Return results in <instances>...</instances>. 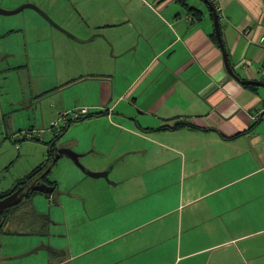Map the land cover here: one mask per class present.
I'll list each match as a JSON object with an SVG mask.
<instances>
[{"label":"crops","instance_id":"0c3cea01","mask_svg":"<svg viewBox=\"0 0 264 264\" xmlns=\"http://www.w3.org/2000/svg\"><path fill=\"white\" fill-rule=\"evenodd\" d=\"M39 1L7 4L35 3L57 26L33 9L12 28L1 22L3 57L34 77L44 71L19 63L21 46L44 66L53 55L72 57L78 66H57L34 97H57L49 117L61 118L72 109L63 100L68 88L87 82L95 98L86 96L85 106L103 112L88 119H106L124 137L108 156L94 150L97 171L111 164L116 183L105 188L116 196L98 203L80 194L90 223H80V250L70 240L60 264H264V87L227 73L209 6L186 0L202 12L194 20L177 0ZM210 1L232 69L264 82V0ZM9 36L17 50L5 49ZM74 68L79 74L69 76ZM139 170V183L129 185L128 173ZM94 219L107 221L104 232L88 231ZM90 254L102 256L82 260Z\"/></svg>","mask_w":264,"mask_h":264},{"label":"rangeland","instance_id":"374dc122","mask_svg":"<svg viewBox=\"0 0 264 264\" xmlns=\"http://www.w3.org/2000/svg\"><path fill=\"white\" fill-rule=\"evenodd\" d=\"M2 1L5 4L3 6H6L3 7L0 5L2 10H14L22 5L20 4L12 8L7 4V0ZM34 1L40 4L39 0ZM23 4H31L40 8L35 3L31 2ZM41 10L44 11L43 9ZM24 11L33 13V10L30 8H25L21 12L13 15H0V27L1 22L5 23L6 27L11 28L16 24H20L21 17L23 13H25ZM39 16L42 17L41 15ZM50 18L52 19V17ZM72 31L75 32V29ZM45 35H47L46 32H42L40 38L46 40L48 37ZM12 39L11 36L5 39V49L8 51H14L18 48L16 41L13 43ZM3 44L4 43H2L0 38V171H3L1 168L7 166L11 160H15V166L10 173V178H23L35 167L44 163L45 159L48 158V149L53 143L54 148L56 149L68 148L69 146H72L73 143H77L79 144L77 149L80 150V153L76 152L75 149H70L81 154L79 163L86 171H105L108 173L107 177L93 178L87 175L69 157L62 156L59 158L51 167L50 173L48 174L50 180L56 182V190L51 196L52 198L49 199L44 194H37L33 198V203L38 212L51 213L53 225L51 226L49 236L46 237L45 240L49 239V241L47 240L48 244H46L49 245L50 248L61 251V254L53 253L48 249L39 250L19 259L14 257V259L8 258V261L0 260V264H48V261H51L53 264H60L63 260H67L69 256L67 249L64 248H67L70 240L72 243H75L77 249L80 250V223L83 221L90 223L88 221L87 213L82 211L84 208L82 207L80 209V194L83 195L85 193L88 199L98 201V203L107 200L109 197L111 199L113 196H116L112 195L110 191L112 189L111 187L107 188V190L105 188L107 185H114L116 183L113 179L115 177L113 171L111 169L109 170L111 164H109L105 170L97 171V169H95L97 166L94 167V165L91 164V162L97 161V159H94L96 154L94 150H101L108 156L111 149L123 145L124 137L120 136L118 130L110 127L106 122V119L91 120L84 118L77 121L75 120L79 117L83 118L90 114V109L85 106L87 105L85 97L87 96L91 99L95 97L91 96V92L93 91L92 89L91 91L88 89L87 82H80L75 85L72 84L71 88H68L71 91L65 94L66 97L63 100L64 104L72 106V109H70L71 111L69 110L70 113L62 114L61 118H59L60 115H56L53 119L49 117V111L53 109L55 101L58 103L57 97H34V95L37 94V91L41 88L43 81L49 80L48 75L51 74L52 77L49 81L55 80L52 73L57 66H61L63 69L67 64L78 66L75 59L71 57L69 61H66L65 59L63 61H58L57 55H53L52 63L49 62L47 63V66H44V60H40L39 62H33L32 59L28 60L26 54H24V46H21V62H19V60L18 62L22 65L25 63L28 64V62H31L32 65L38 63L41 67H37L36 69L44 71L42 77H38L39 75L34 77V74L33 76L31 75L28 67L19 68L20 70L13 68L14 63L9 61V57H6L5 55L3 57V52L1 53ZM9 46L12 47V49H10ZM47 47L49 46L43 44L39 48L44 51ZM61 49L64 52V48L61 47ZM74 71L75 73L69 71L70 73H68V75L77 76L79 74L78 68H74ZM62 72L64 74L66 71L62 70ZM62 98L63 97H61V99ZM91 112L103 113L102 111L95 112V109ZM41 113L44 114L42 120L40 118ZM75 113L79 114L77 118L73 116ZM66 125L67 128L62 135L55 138ZM28 130L29 133H31V136L26 133V137L24 131L28 132ZM52 140L53 143L49 145ZM84 148H86V153H88V155H85L82 152ZM102 160L103 159H100V161ZM117 162L120 163L118 164L120 167L122 165V158H119ZM119 167L118 172H120ZM128 174V177L130 178L129 185H137L140 180L141 171L139 170ZM0 182L4 183L5 181L2 179ZM122 205L123 204L118 201L116 202V206H114L115 208H120ZM100 210L101 209L98 206L94 211H90L88 214L89 216H92L98 214ZM81 217H85L86 220H80ZM56 222L62 224H54ZM102 223H107V221L104 220L99 224L97 219L92 220L93 226L88 228V231L94 233L99 225L104 232L106 230V225ZM35 242H37V239ZM33 247L34 246H30L28 248L26 245H21L18 247L19 249H14L12 253H17L18 250L24 253ZM73 253L74 250H72L71 255ZM100 256L102 255L94 254L92 257L90 254L86 258H82V260L95 259ZM98 262L100 261L98 260L93 263ZM65 264H80V259Z\"/></svg>","mask_w":264,"mask_h":264},{"label":"flooded vegetation","instance_id":"af4514ba","mask_svg":"<svg viewBox=\"0 0 264 264\" xmlns=\"http://www.w3.org/2000/svg\"><path fill=\"white\" fill-rule=\"evenodd\" d=\"M24 132L25 136L26 133L31 136L29 130ZM51 146L48 149V158L44 161L45 165H47L46 168L38 174L29 176V178L23 180L19 177L16 179L10 178V173L15 166V160H11L7 166L1 168L3 171H0V180L4 179L5 182H0V260L8 261V258L14 259V257L16 258V256L23 254L19 250L17 253H12L14 249H19L18 247L21 245H26L29 248L30 246L36 247L40 244H48L47 240L49 241V239H45L49 236L53 224L51 213L38 212L34 207L33 198L37 194H44L51 199L56 190V182L51 181L48 174L51 167L62 155L56 158L55 155L58 149ZM30 172L28 173L29 175ZM42 183L54 187L51 195L45 191L35 189ZM36 239L37 242H35ZM51 252L61 254V251L56 249ZM48 264H52V262L48 261Z\"/></svg>","mask_w":264,"mask_h":264},{"label":"water","instance_id":"95a60500","mask_svg":"<svg viewBox=\"0 0 264 264\" xmlns=\"http://www.w3.org/2000/svg\"><path fill=\"white\" fill-rule=\"evenodd\" d=\"M202 1L209 6V8H210V10L212 12L213 22H214V29H215V36L217 38V41H218V44H219V48H220L221 53H222L224 67H225V70L227 71V73L231 77H233L235 80L239 81V83H241L242 85H256V86L264 87V82L255 81V80H243V79H240V77L234 72V70L232 69V67H231V65L229 63L228 55L226 53V49H225L223 41H222L221 32H220V25H219V17H218L217 10L214 8V5L211 3V1H209V0H202ZM25 8H30V9L35 10L44 19H46L50 24H52L54 26H57L54 23V21L48 16V14L46 12L42 11L37 6L31 5V4H22L20 7H18L17 9H14V10H2L0 8V15H13V14L21 12ZM61 155L69 157L79 168H81L87 175H89V176H91L93 178L107 177V175H108V173L105 172V171L104 172H90V171H86L85 168L82 165H80V163H79V158L81 157V154L76 153L75 151L71 150L70 148H60V149H58L55 157L58 158ZM39 185L40 186H37L35 188L38 191H45L48 194H52L53 191H54V187L49 186V185H47L45 183H42V184H39ZM48 249L50 251H55V249L50 248L48 245L40 244V245L34 247L30 251L16 256V258H22V257L28 256V255H31V254L39 251V250H48Z\"/></svg>","mask_w":264,"mask_h":264},{"label":"trees","instance_id":"16d2710c","mask_svg":"<svg viewBox=\"0 0 264 264\" xmlns=\"http://www.w3.org/2000/svg\"><path fill=\"white\" fill-rule=\"evenodd\" d=\"M182 6H184L186 9H187V11L191 14L190 15V17L192 16L193 18H194V20H201V18H202V12L200 11V10H198V9H196V8H193V7H190L189 5H188V3H187V1L186 0H177ZM210 1V0H209ZM212 3V2H211ZM211 15H212V12L210 13ZM213 39L214 40H217V38H216V36L214 35L213 36ZM245 87H247V88H251V89H255L256 87L255 86H251V85H244ZM99 114H101V113H90V114H88V115H86L85 117H83V118H77V119H75L76 121L77 120H81V119H84V118H89V117H92V116H97V115H99ZM73 121V120H72ZM71 121V122H72ZM66 128H67V125L66 126H64L63 128H62V130L59 132V134H57V136L55 137V138H58V137H60L61 135H62V133L66 130ZM54 138V139H55ZM53 139V140H54ZM53 140L49 143V145H51L52 143H53ZM52 146H54V143L52 144ZM51 146V147H52ZM49 163V162H48ZM46 166L47 165H45V163H43V164H40V165H38L37 167H35L31 172H30V175L28 174V175H26L25 177H23L21 180H23V179H26V178H29V176H33L34 174H38L41 170H43L44 168H46Z\"/></svg>","mask_w":264,"mask_h":264},{"label":"built area","instance_id":"2783aa9c","mask_svg":"<svg viewBox=\"0 0 264 264\" xmlns=\"http://www.w3.org/2000/svg\"><path fill=\"white\" fill-rule=\"evenodd\" d=\"M73 116L77 118L79 116V114L78 113H75Z\"/></svg>","mask_w":264,"mask_h":264}]
</instances>
